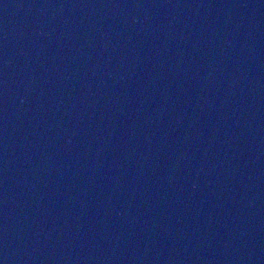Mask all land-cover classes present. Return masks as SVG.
Returning <instances> with one entry per match:
<instances>
[{"label":"water","instance_id":"1","mask_svg":"<svg viewBox=\"0 0 264 264\" xmlns=\"http://www.w3.org/2000/svg\"><path fill=\"white\" fill-rule=\"evenodd\" d=\"M0 264H264V0H0Z\"/></svg>","mask_w":264,"mask_h":264}]
</instances>
